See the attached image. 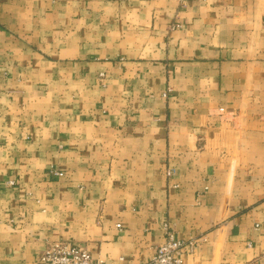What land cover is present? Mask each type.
I'll use <instances>...</instances> for the list:
<instances>
[{"label":"crops","instance_id":"crops-1","mask_svg":"<svg viewBox=\"0 0 264 264\" xmlns=\"http://www.w3.org/2000/svg\"><path fill=\"white\" fill-rule=\"evenodd\" d=\"M165 224L264 264V0H0V264H143Z\"/></svg>","mask_w":264,"mask_h":264},{"label":"built area","instance_id":"built-area-1","mask_svg":"<svg viewBox=\"0 0 264 264\" xmlns=\"http://www.w3.org/2000/svg\"><path fill=\"white\" fill-rule=\"evenodd\" d=\"M175 1L184 5L189 0ZM55 174L63 175L61 172ZM168 176H171V172H168ZM118 227L120 228V225ZM164 229L166 230L165 241L156 248L153 258L143 264H183L184 241L176 238L169 224H165ZM39 264H104V261L94 258L82 246L65 241H55L48 244L40 257Z\"/></svg>","mask_w":264,"mask_h":264}]
</instances>
